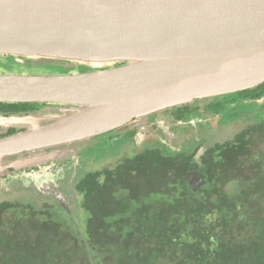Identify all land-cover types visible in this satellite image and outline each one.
<instances>
[{"label": "water", "instance_id": "water-1", "mask_svg": "<svg viewBox=\"0 0 264 264\" xmlns=\"http://www.w3.org/2000/svg\"><path fill=\"white\" fill-rule=\"evenodd\" d=\"M9 56L93 71L0 74V103L70 106L3 118L28 129L0 139V161L264 84V0H0V57ZM195 178L185 179L192 189Z\"/></svg>", "mask_w": 264, "mask_h": 264}, {"label": "trees", "instance_id": "trees-1", "mask_svg": "<svg viewBox=\"0 0 264 264\" xmlns=\"http://www.w3.org/2000/svg\"><path fill=\"white\" fill-rule=\"evenodd\" d=\"M263 88L241 94L259 96ZM259 121L219 145L238 183L220 187L217 202L190 194L182 178L191 164L179 154L88 173L75 185L86 216L72 214L67 222L55 203L1 202L0 264H264Z\"/></svg>", "mask_w": 264, "mask_h": 264}, {"label": "flooded vegetation", "instance_id": "flooded-vegetation-1", "mask_svg": "<svg viewBox=\"0 0 264 264\" xmlns=\"http://www.w3.org/2000/svg\"><path fill=\"white\" fill-rule=\"evenodd\" d=\"M16 60L17 58L13 59L14 63L21 66H28L31 63L26 59H23L24 62H16ZM66 68L69 69L68 72L75 69H82L80 73L93 71L84 66H66ZM254 89L213 98L196 99L188 104L161 110L146 117H133L88 140L35 151L32 153L33 157H40L29 161L31 163H26V160L30 159L28 152L4 156L0 161V193L14 186L25 187L26 190L43 195L42 197L55 203L67 214H79L78 203L80 199L82 201V196L76 193L75 185L82 177L91 173L83 169L80 153L85 149L86 141L89 144L90 140L102 139L105 143L109 142L110 146L113 143L122 145L129 143L135 149L126 150L123 146V149H120L121 156L116 157L114 154L115 156L109 157L107 165H99L100 169L97 171H114L123 163L133 162L137 158L146 159L151 154L161 156L179 154L191 164V168L182 180L186 182L185 179L191 172L197 174L194 181L199 186L196 189H192L186 182L190 194L193 193L204 201L217 202L219 201L218 193L221 192L220 187L227 190L229 186L238 183L237 177L235 179L238 170L229 169L226 166L223 156V150L226 148L219 145L234 141L244 129L264 119V88L259 96L254 93L241 94ZM63 109H70V106L51 103H0V139L14 136L28 129L27 127L19 128L18 125L7 126L3 123V118H48L54 114H60ZM50 124L51 120H45L42 123L44 126ZM227 128L228 134H231L229 138L209 140L214 136L211 135L212 137L209 138L207 130L218 133L221 129L225 131ZM54 153L59 156L47 157ZM63 155H65L64 158L60 159ZM59 162H63L61 165L63 167L58 170ZM35 179H37V185L26 184L27 180L34 182ZM45 179L47 181L42 182ZM54 181L58 186H54ZM38 185H41L40 190L37 188ZM52 186L58 190V194L54 191L55 189L50 190Z\"/></svg>", "mask_w": 264, "mask_h": 264}, {"label": "rangeland", "instance_id": "rangeland-1", "mask_svg": "<svg viewBox=\"0 0 264 264\" xmlns=\"http://www.w3.org/2000/svg\"><path fill=\"white\" fill-rule=\"evenodd\" d=\"M9 57H11V56H9ZM9 57H0V74L64 75V74H68V73H80L83 71L82 69H80V70L75 69L72 72H68L69 69L66 68V66H74V65L71 63H67V62H62L65 64H57V62L55 63L52 61H32V62H38V65L36 64V66H29V65L28 66H21L19 64H15L13 60H12V62H10L11 60L8 61ZM28 61H31V60H28ZM16 62H18V61L16 60ZM85 72H87V71H85ZM228 133H229L228 128L225 131H224V129H221L218 133H212V131L207 130V134L209 135V138L212 137L211 135L214 136L209 140H212V139L213 140L214 139L225 140L231 136V134H228ZM90 142L91 143H89V144L87 141L84 143V144H86L85 149L83 150V152L80 153V156H81L80 159L82 160L81 162L84 166L83 169L86 170V172H95L98 169H100L99 165L100 166H102L103 164H104V166L107 165L108 161L110 160L109 157L113 156L114 154H116V157L121 156L122 152L120 151V149H123V146L126 147V150H132L134 148L133 145H131L129 143L125 144V145L113 143V145L110 146L109 142L105 143V142H103L102 139H93V140H90ZM119 146H121V147H119ZM103 153H105V154H103ZM31 154L32 153H30L28 156L32 157L33 159L40 157V156L33 157V154L32 155ZM65 155L60 157V159L64 158ZM58 156H59V154H55V153L51 154V155H47V157H49V158H56ZM62 163L63 162H61V163L59 162L57 164L58 170L61 167H63V166H61ZM85 174L86 173L84 172V175ZM36 180L37 179L34 180L35 183L27 180L26 184H28L29 186H32V184L37 185ZM43 181H47V180L45 179V180H42V182ZM53 184L55 187L58 186V184H56L55 181ZM54 186H52L50 188V190L55 189ZM37 188H38V190H40L41 185H38ZM42 196L43 195L40 196V194L35 193L33 191L26 190L25 187L14 186V187H12V189H6L3 191V193H0V201L24 202V203L33 204L35 207H38V208H41V206H43L46 203L52 204V202L50 200H48L47 198L42 197ZM81 202L82 201L80 199V202L78 203L79 214L82 216H86V213L81 208ZM56 209L57 210H55V212L57 213V216H59L60 220L67 222L69 214L65 213L60 207H56Z\"/></svg>", "mask_w": 264, "mask_h": 264}]
</instances>
